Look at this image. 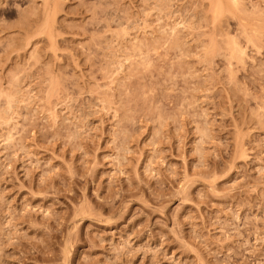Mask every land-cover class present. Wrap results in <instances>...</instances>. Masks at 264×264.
<instances>
[{
  "label": "rangeland",
  "instance_id": "1",
  "mask_svg": "<svg viewBox=\"0 0 264 264\" xmlns=\"http://www.w3.org/2000/svg\"><path fill=\"white\" fill-rule=\"evenodd\" d=\"M0 264H264V0H0Z\"/></svg>",
  "mask_w": 264,
  "mask_h": 264
}]
</instances>
